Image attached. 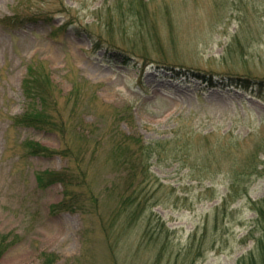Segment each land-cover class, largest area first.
<instances>
[{
  "label": "rangeland",
  "instance_id": "obj_1",
  "mask_svg": "<svg viewBox=\"0 0 264 264\" xmlns=\"http://www.w3.org/2000/svg\"><path fill=\"white\" fill-rule=\"evenodd\" d=\"M145 2L0 0V233L16 239L1 264H264L263 86L201 91L156 72L264 80V0ZM37 64L85 135L13 125ZM127 138L161 146L135 214ZM65 171L70 187L39 186L38 173ZM63 201L76 209L53 210Z\"/></svg>",
  "mask_w": 264,
  "mask_h": 264
},
{
  "label": "trees",
  "instance_id": "obj_2",
  "mask_svg": "<svg viewBox=\"0 0 264 264\" xmlns=\"http://www.w3.org/2000/svg\"><path fill=\"white\" fill-rule=\"evenodd\" d=\"M142 4L145 8V0H142ZM128 5L131 6V3H128ZM130 12H133L134 14H142L141 12H137L132 8L130 9ZM4 21H10L11 23H14L15 20L8 18ZM114 52H116L117 55L123 54L119 49L114 50ZM133 56L135 57V55ZM136 57L138 56L136 55ZM156 72L159 75H163L164 73L174 79L184 78L186 80H189L188 82L199 83L201 84V91L215 88L235 87L242 88L256 94V85H262V90H264V80L258 81L255 79H236L234 77L214 80L212 76L208 77L205 72L194 71L193 69L185 68L177 69V67L175 66H158ZM79 84L81 86H83L84 84H88L90 86V83H88L86 80H82L81 82H79ZM22 88L27 101L28 109L23 115L13 117V125L15 127L26 126L36 129H48L62 135L66 134V132L72 128L76 134L82 131L81 133L85 135V130L83 128L71 125V121L74 120L73 115L65 118L63 114L58 110L60 97H62L63 95L62 92L58 93L59 89L52 82L51 74L47 71L46 68L41 67V65L39 64L31 65L28 69V75L23 81ZM74 91L80 94L81 88L76 87ZM69 95H71V93ZM257 95L260 98L263 97L262 93H259ZM69 99H71V97ZM76 111L77 108H74L73 112L75 113ZM117 143H119V145L117 146L119 147L117 148L118 151L125 152L123 156L124 162L132 167H138L131 169L130 173L127 176L133 182L134 186L132 188L126 189L127 194H125L123 200V206L126 208V210L131 209L132 214H135L140 210L142 205V202L138 199H140V197L142 196L143 191H137L142 184L140 178L141 176H146V178H148L151 174L150 169L146 166V162L149 158L153 159L154 156L160 153L159 148L161 146L158 145L159 143L157 144L158 146L156 144L147 146L144 145L142 140H134L133 138L120 140ZM24 147L27 153L33 156L49 157L58 154V151L45 147L37 142H26L24 144ZM121 147L124 149H122ZM76 157H78V155ZM72 178L69 174L66 173V171L60 173L42 172L38 173L37 176L38 184L43 188L52 184H56L58 182L63 183V185L66 187H70L73 184ZM139 181L140 183L137 184V182ZM75 209L76 207L73 205V203L67 201H63L53 207V210H55L56 212L71 211ZM14 240L16 239L13 237V235H5L0 233V264L2 257L12 246ZM45 258L47 262L44 264H56L59 260V257L56 254L46 255Z\"/></svg>",
  "mask_w": 264,
  "mask_h": 264
}]
</instances>
